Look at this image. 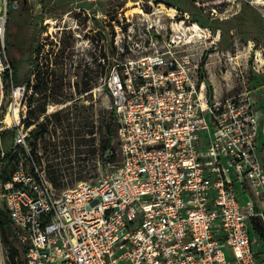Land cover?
I'll use <instances>...</instances> for the list:
<instances>
[{
	"label": "built area",
	"instance_id": "2783aa9c",
	"mask_svg": "<svg viewBox=\"0 0 264 264\" xmlns=\"http://www.w3.org/2000/svg\"><path fill=\"white\" fill-rule=\"evenodd\" d=\"M10 2L0 0V131H13L18 158L0 198L24 264H264V123L250 92L207 93L189 45L209 30L185 27L176 8L169 30L143 9L138 31L113 24L100 60L119 161L110 154L93 184L57 189L19 118L31 92L6 57Z\"/></svg>",
	"mask_w": 264,
	"mask_h": 264
},
{
	"label": "rangeland",
	"instance_id": "374dc122",
	"mask_svg": "<svg viewBox=\"0 0 264 264\" xmlns=\"http://www.w3.org/2000/svg\"><path fill=\"white\" fill-rule=\"evenodd\" d=\"M38 3L41 14L28 0H11L6 57L16 67L18 83L25 84L31 92L25 96L33 97L32 87L45 78L47 83L51 79L58 82L61 96L68 95L65 102L59 98L54 105L49 102L42 112L45 120L56 116L54 128L47 124L41 130L24 127L29 130L28 142L33 152H37L40 166L49 179L55 180L57 189L73 188L80 182L93 184L104 174V168H100L102 159L107 161L112 154V164L117 165L119 161L115 128L113 140L105 149L111 103L103 80L110 64L107 61L102 66L100 58L108 52L106 41L113 24L123 22L126 30L128 26L135 31L142 28L138 20L140 9L144 14L155 12L152 17L159 19L162 28L168 30L170 24L174 27L181 22L179 17H168L173 15L169 8L189 14L185 27L195 23L208 29L207 41L205 32L196 31L189 45V53L198 63V77L206 83L207 93L211 98L222 99L250 92L258 101L257 117L264 123V0H37ZM125 16L133 21L125 23ZM35 40L40 50L32 58H36L39 65L27 81ZM7 96H10L9 86ZM9 101L8 97L6 107ZM66 115L68 126L64 121ZM41 124L42 121L38 125ZM7 125L4 122L2 127ZM13 134V131L10 134L0 131V137L5 136L0 139V154L13 148ZM257 153L264 164V138L258 142ZM0 160L1 188V179L11 172L13 162L11 157ZM0 212L6 215L1 198ZM0 264H17L2 241L1 231Z\"/></svg>",
	"mask_w": 264,
	"mask_h": 264
},
{
	"label": "trees",
	"instance_id": "16d2710c",
	"mask_svg": "<svg viewBox=\"0 0 264 264\" xmlns=\"http://www.w3.org/2000/svg\"><path fill=\"white\" fill-rule=\"evenodd\" d=\"M183 13H187V12H183ZM39 50H40V48L38 46V42H37V40H35V42L33 44V47H32V50L30 52L29 73H28L27 78H26L27 81H28L29 77L32 75V72H34V71H36V69H38V65L39 64L37 63L36 58L33 59L32 56H33L34 53H38ZM102 56L105 57V54H102ZM8 62H9V65H10V67L12 69V82H13L14 85H17L19 83H18V78H17V74H16V67L13 64V62H11V61H8ZM38 74L39 73L37 71V75ZM42 75L44 77V73H42ZM57 84H58V82L56 80H54V79H51V82L47 83L46 78L42 79V81H40L39 83L36 82V85L32 87L33 91H35V93L32 94L33 97H27V104H28V108H29L28 109V113H32L30 107H31V104L34 101H36V100L38 101V103H37L38 109L41 112H43V110L45 109L44 108L45 102H47L48 97L52 98V100L54 102L57 101V98L62 97L60 95V90L62 88H61V86H58ZM35 95H38L39 97L37 98ZM34 96L36 98H34ZM113 128H115V120H114V117H113V113L111 111V116L109 118L108 128H107V141H106L105 149L110 145L111 141L113 140ZM10 132H12V131H9V134H10ZM2 138L4 139L5 136L1 135V139ZM11 151H12V149L8 150L5 153L4 157H6V158L11 157L12 162H13V168H12L11 172H13V170L15 169V164L17 162L16 159L18 158L17 157L18 156V152L11 153ZM113 157L114 156L111 155V160H113ZM102 162H103V164H105L106 160L102 159ZM9 174L7 176H4L1 179V181L6 180L8 178V176H9ZM49 180L54 185V187L59 188L57 186V184L55 183L54 179H49ZM0 231H1L2 241L4 242L5 245L8 246V249L12 252L13 257L17 259V264H24L22 248L19 246V243L16 240V237L14 235V230H13V228H12L10 222H9V219H8L7 215L3 214L2 212H0Z\"/></svg>",
	"mask_w": 264,
	"mask_h": 264
},
{
	"label": "flooded vegetation",
	"instance_id": "af4514ba",
	"mask_svg": "<svg viewBox=\"0 0 264 264\" xmlns=\"http://www.w3.org/2000/svg\"><path fill=\"white\" fill-rule=\"evenodd\" d=\"M64 88H65V85H64ZM35 96L37 98L39 97L38 95H35ZM67 97H68V95L64 94L59 99H61L63 102H65L68 99ZM49 102H52V104L54 105V101L52 100V98L48 97L47 102H45L44 108H48ZM37 103H38V101L36 100L31 104L30 109H31L32 113H28L29 108H28L27 100L20 104L19 109H18V113H19V118L22 121L21 124L23 125V127L30 128V129L36 128V129L41 130L42 126L44 124H47L51 128H54V126H56V124H55L56 116H48V118H47L48 120H45L46 116L43 115L42 112L38 109ZM68 104L69 103H67L66 106ZM40 121H42L43 124L38 125ZM64 121H66V124L68 123L67 126L70 125L68 115L65 116ZM58 122H60V120Z\"/></svg>",
	"mask_w": 264,
	"mask_h": 264
},
{
	"label": "bare ground",
	"instance_id": "6f19581e",
	"mask_svg": "<svg viewBox=\"0 0 264 264\" xmlns=\"http://www.w3.org/2000/svg\"><path fill=\"white\" fill-rule=\"evenodd\" d=\"M259 3V2H258ZM47 24H50V25H52L53 24V21H47ZM12 114H14V110H13V113ZM4 122H6V123H8L9 125H10V120H4Z\"/></svg>",
	"mask_w": 264,
	"mask_h": 264
}]
</instances>
